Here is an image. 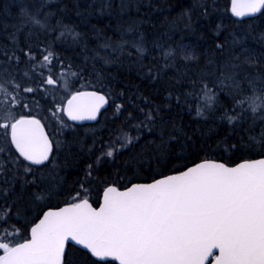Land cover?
<instances>
[{"label": "snow or ice", "instance_id": "obj_1", "mask_svg": "<svg viewBox=\"0 0 264 264\" xmlns=\"http://www.w3.org/2000/svg\"><path fill=\"white\" fill-rule=\"evenodd\" d=\"M62 5L22 3L3 25L0 264H264V88L239 77L232 45L242 41L233 34L225 54L216 22L264 27V0H199L200 26L222 59L209 57L194 79L190 45L162 36L149 48L129 23L118 41L89 49ZM178 19L192 29L191 12ZM76 46L92 55L76 64L58 51ZM121 60L163 88L161 102L104 90L96 65ZM109 109L119 125L81 139L83 122L100 124ZM179 109L197 126H178ZM67 167H80L70 187L59 174Z\"/></svg>", "mask_w": 264, "mask_h": 264}, {"label": "trees", "instance_id": "obj_2", "mask_svg": "<svg viewBox=\"0 0 264 264\" xmlns=\"http://www.w3.org/2000/svg\"><path fill=\"white\" fill-rule=\"evenodd\" d=\"M31 2L32 0H0V44L7 42V33L3 25L14 23L19 5L22 3L30 4ZM58 2L59 0H52L53 5ZM220 2L223 4L224 0H220ZM122 3H125L127 7L122 9ZM198 3L199 0H65V5L62 6L69 9L65 22L74 24L77 31L86 33V43L89 49H96L107 38L118 41L119 32L126 30L129 23L138 25L139 32L145 37L149 48L154 40L162 36L173 43L182 42L185 45H190L191 50L198 56V62L190 65L187 70L188 76L194 79L195 77L192 74L204 68L209 57L222 59L220 54L215 52L211 33L200 26L203 21L196 11ZM5 4L11 5V15L4 12ZM73 5L78 7L73 8ZM77 11L86 12V20L81 16H77ZM185 11L191 12L193 16L191 30L183 26L187 21L178 19ZM227 15L230 16V14ZM216 22L224 25L225 30L221 33L217 42L224 43L227 40L225 54L230 50L228 45H231L233 34L242 41V43L232 45V54L240 57V60L237 61L240 64L239 77L254 81L258 89L264 88V40H261L259 35L264 32V27H260V21H256L254 28H246L245 31H241L239 24H233L229 19H217ZM93 26L97 31L91 30ZM128 35L131 36L132 34ZM243 48H247L248 52L242 54ZM58 51L62 55L72 58L73 63L76 64L80 63L84 57L92 55L91 51L85 52L80 46H76L75 51L68 47L58 49ZM151 55H155V53H151ZM245 56L253 57L256 62L254 64L246 63ZM102 63L101 61L96 67L102 74L103 85L107 86L104 90L111 88L115 92L126 91L136 103H140L136 96L141 93L154 99L157 103L161 102V95H166L160 85L153 84L136 68L127 66L128 62L126 60H121L118 65L110 64L101 67ZM144 63L150 65L152 61L145 59ZM172 75L173 73L170 71L165 79H171ZM93 83H95V79H93ZM244 86L247 88V83ZM76 87L79 88L80 85L76 84ZM177 87L181 90H189L187 84L183 81ZM158 88L160 89L159 92L156 91ZM137 89H139V92H137ZM117 102L123 103L124 101L118 100ZM177 111L179 112L176 119L178 126L184 125L187 128L197 126L193 124V120L200 118L196 117L194 112L189 113L183 109ZM104 115L107 117L105 121L100 124L85 126L81 130V139H85L87 143H90L93 131L98 136L106 137L109 129L119 125V120H113L111 109ZM60 163L63 164L62 157ZM59 174L68 181L67 186L70 187L80 174V167H67Z\"/></svg>", "mask_w": 264, "mask_h": 264}, {"label": "water", "instance_id": "obj_3", "mask_svg": "<svg viewBox=\"0 0 264 264\" xmlns=\"http://www.w3.org/2000/svg\"><path fill=\"white\" fill-rule=\"evenodd\" d=\"M234 18V17H233ZM234 19H236V18H234ZM84 123V125L85 126H90V125H95V124H97V122H95V121H86V122H83Z\"/></svg>", "mask_w": 264, "mask_h": 264}]
</instances>
